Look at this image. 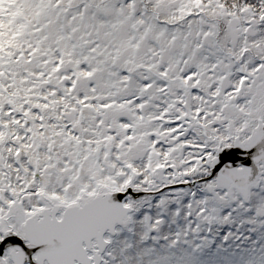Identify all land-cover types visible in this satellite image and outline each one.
Instances as JSON below:
<instances>
[{
  "label": "snow or ice",
  "instance_id": "1",
  "mask_svg": "<svg viewBox=\"0 0 264 264\" xmlns=\"http://www.w3.org/2000/svg\"><path fill=\"white\" fill-rule=\"evenodd\" d=\"M0 264H264V0H0Z\"/></svg>",
  "mask_w": 264,
  "mask_h": 264
}]
</instances>
